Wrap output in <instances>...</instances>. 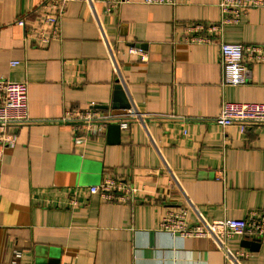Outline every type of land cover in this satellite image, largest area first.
<instances>
[{"label":"crops","instance_id":"0c3cea01","mask_svg":"<svg viewBox=\"0 0 264 264\" xmlns=\"http://www.w3.org/2000/svg\"><path fill=\"white\" fill-rule=\"evenodd\" d=\"M218 2L130 0L107 12L103 0H72L44 41L25 29H41L48 9L0 0V78L26 83L38 120L9 126L14 145L0 143V264H264V242L235 236L222 248L159 227L182 205L190 224L264 211V125L241 132L214 121L223 102L264 103V62L246 61L237 86L222 84L219 62L220 41L264 44V7L204 33L215 41L188 42L185 25L218 22ZM87 108L156 116L86 135L58 120ZM107 177L140 197L107 202L89 191Z\"/></svg>","mask_w":264,"mask_h":264},{"label":"built area","instance_id":"2783aa9c","mask_svg":"<svg viewBox=\"0 0 264 264\" xmlns=\"http://www.w3.org/2000/svg\"><path fill=\"white\" fill-rule=\"evenodd\" d=\"M72 0H38L37 9L46 8L47 12L44 26L41 29L26 27L27 37H35L44 41L49 39L44 34L45 25L52 24V34H58L60 17L66 10L67 3ZM130 0H103L107 12H111L122 3ZM150 4L185 3L189 0H143ZM218 6L221 17L215 23H193L185 25L188 42L206 43L215 41L205 32H221L227 23H235L241 15L249 9L264 7V0H219ZM18 25L24 26V19L16 20ZM53 37V35H52ZM129 52L137 54L141 59H147V53L141 48L131 47ZM246 61L264 62V44H241L219 42V62L222 69L221 82L224 85H242L246 82ZM156 115L141 113L133 108L127 109H79L71 110L59 118V121L70 122L74 133L102 134L104 127L110 123H116L120 128H128L131 121L147 120ZM214 121L222 126L235 125L241 132L247 125H264V103H237L223 102ZM29 122L36 123L27 113V85L25 82L12 81L0 78V143L13 146L15 137L8 128L11 125ZM75 141L79 137L75 136ZM91 193H98L107 202H134L140 197L138 187L131 182L117 178H104L98 185L89 187ZM188 205H182L175 209H166L159 222L161 230L177 234L183 238H215L221 247L235 236H241L249 240L264 242V211L250 209L244 218H220L211 221L203 219L192 224L187 222ZM248 253L238 251L237 255L246 257ZM19 253L16 254L18 256Z\"/></svg>","mask_w":264,"mask_h":264},{"label":"water","instance_id":"95a60500","mask_svg":"<svg viewBox=\"0 0 264 264\" xmlns=\"http://www.w3.org/2000/svg\"><path fill=\"white\" fill-rule=\"evenodd\" d=\"M116 87H120L119 85H116ZM125 107H127V106H125ZM109 127H111L112 129H118L117 127H118V125H112V126H109Z\"/></svg>","mask_w":264,"mask_h":264}]
</instances>
